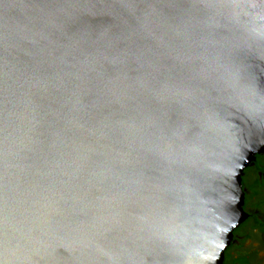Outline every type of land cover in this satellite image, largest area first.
<instances>
[{
	"label": "water",
	"instance_id": "95a60500",
	"mask_svg": "<svg viewBox=\"0 0 264 264\" xmlns=\"http://www.w3.org/2000/svg\"><path fill=\"white\" fill-rule=\"evenodd\" d=\"M264 150V0H0V264H221Z\"/></svg>",
	"mask_w": 264,
	"mask_h": 264
},
{
	"label": "flooded vegetation",
	"instance_id": "af4514ba",
	"mask_svg": "<svg viewBox=\"0 0 264 264\" xmlns=\"http://www.w3.org/2000/svg\"><path fill=\"white\" fill-rule=\"evenodd\" d=\"M243 219L232 230L221 264H264V150L243 169Z\"/></svg>",
	"mask_w": 264,
	"mask_h": 264
}]
</instances>
